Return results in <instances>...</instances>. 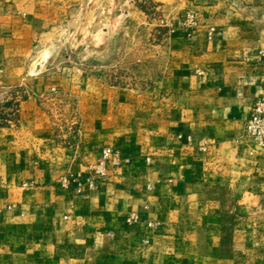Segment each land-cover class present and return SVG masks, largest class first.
<instances>
[{
    "label": "crops",
    "instance_id": "obj_1",
    "mask_svg": "<svg viewBox=\"0 0 264 264\" xmlns=\"http://www.w3.org/2000/svg\"><path fill=\"white\" fill-rule=\"evenodd\" d=\"M23 5L0 0V109L19 119L0 126V264H264V156L243 133L264 95V0H193L194 35L178 34L161 81L136 93L89 80L77 133L14 94L38 17ZM52 87L76 89H30ZM105 148L129 163L97 191L60 186Z\"/></svg>",
    "mask_w": 264,
    "mask_h": 264
},
{
    "label": "rangeland",
    "instance_id": "obj_2",
    "mask_svg": "<svg viewBox=\"0 0 264 264\" xmlns=\"http://www.w3.org/2000/svg\"><path fill=\"white\" fill-rule=\"evenodd\" d=\"M192 1L24 0L26 11L38 17L28 33L27 57L22 58L29 74L27 89L23 86L14 94L40 101L55 126L74 118L77 133L79 101L89 93V80L136 93H147L161 81L165 53L177 52L183 43L178 34L184 33L186 40L194 35ZM66 81L76 87L70 94L52 87L49 96L42 97L30 89L35 82L61 86ZM17 109L8 117L0 109V126L18 127ZM30 240L29 249L36 243Z\"/></svg>",
    "mask_w": 264,
    "mask_h": 264
},
{
    "label": "built area",
    "instance_id": "obj_3",
    "mask_svg": "<svg viewBox=\"0 0 264 264\" xmlns=\"http://www.w3.org/2000/svg\"><path fill=\"white\" fill-rule=\"evenodd\" d=\"M214 35L215 30L209 29L208 38L211 39ZM259 56L264 61V50L260 51ZM197 73L201 74L200 71ZM262 79H264V67H262ZM243 133L250 142V155L264 156V95L253 102L244 123ZM177 139L181 141L182 137L178 136ZM190 140L188 137L187 141L190 142ZM124 163H129V161L124 160L117 150L105 148L96 162L85 165L82 172L62 177L59 183L62 188L72 187L78 195L84 192L91 193L99 190L104 182L117 174ZM135 219L136 217L131 215L130 221ZM148 226L151 227V225Z\"/></svg>",
    "mask_w": 264,
    "mask_h": 264
},
{
    "label": "bare ground",
    "instance_id": "obj_4",
    "mask_svg": "<svg viewBox=\"0 0 264 264\" xmlns=\"http://www.w3.org/2000/svg\"><path fill=\"white\" fill-rule=\"evenodd\" d=\"M42 61L39 62V64L36 66V68L41 67V65L45 62L47 56L42 57Z\"/></svg>",
    "mask_w": 264,
    "mask_h": 264
}]
</instances>
